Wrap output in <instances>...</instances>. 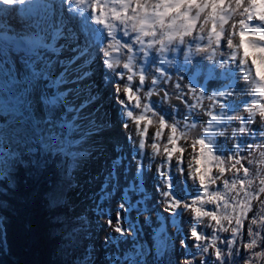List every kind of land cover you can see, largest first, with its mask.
<instances>
[{
  "label": "snow or ice",
  "instance_id": "1",
  "mask_svg": "<svg viewBox=\"0 0 264 264\" xmlns=\"http://www.w3.org/2000/svg\"><path fill=\"white\" fill-rule=\"evenodd\" d=\"M0 5L22 14L18 27L0 15V180L12 184L25 154L36 168L59 157L66 173L91 155L79 150L85 134L74 138L79 129L62 115L67 103L60 87L69 67L87 57L85 63L96 66L122 97L121 124H135L127 138L133 160L141 157L115 210L113 190L94 202L101 227L110 230L106 242L133 228L127 223L132 197L147 195L139 181L145 170H154L156 203L168 213L164 222L175 228L159 229L154 264H264V0H0ZM66 51L74 55L60 59ZM194 61L196 73L185 77L183 70ZM203 62L211 66L205 64L201 75ZM58 65L59 76L53 71ZM203 81L217 86L206 88ZM173 96L185 106L183 113ZM197 110L208 117L202 127ZM198 127L185 162L180 141ZM178 250L182 254L173 259L169 252ZM151 251L134 245L119 252L118 264H147Z\"/></svg>",
  "mask_w": 264,
  "mask_h": 264
},
{
  "label": "trees",
  "instance_id": "2",
  "mask_svg": "<svg viewBox=\"0 0 264 264\" xmlns=\"http://www.w3.org/2000/svg\"><path fill=\"white\" fill-rule=\"evenodd\" d=\"M22 159L11 185L0 180V264H74L71 251L78 248L80 231L61 196L72 185L70 171L59 157L40 168L27 163V154Z\"/></svg>",
  "mask_w": 264,
  "mask_h": 264
},
{
  "label": "rangeland",
  "instance_id": "3",
  "mask_svg": "<svg viewBox=\"0 0 264 264\" xmlns=\"http://www.w3.org/2000/svg\"><path fill=\"white\" fill-rule=\"evenodd\" d=\"M93 73L97 74L94 70ZM98 76H102L101 72H99ZM98 76L96 75L95 77L98 79ZM99 81L102 83V78H99ZM95 91H91L86 99L82 101L89 100ZM95 99H97V97L90 99L80 107H89ZM37 111H39V107L37 108ZM230 131L231 130L229 129L228 134H230ZM195 138L196 134L193 130L189 135V139L184 141V147L185 149H188L185 154H189L192 151L191 143ZM219 139L223 141L222 137ZM232 143L231 140L227 142V147L229 149L231 148ZM79 150L86 154L90 152L91 155L84 159L79 168L75 171L70 170L71 172L69 176L72 185L68 184L61 192V196H64V199L72 206L77 221L75 229L80 231L81 239L77 244L78 248L71 251L72 260L76 261L77 264H118V261L122 262L123 260V257L119 255V252L125 250L130 251L134 245L136 247L143 245L145 249L152 250L150 254L144 257V259L147 261V264L152 262L155 254V238L159 235L158 223L161 222L164 224V217L162 218L161 216H167L166 211L164 212V215H158L157 211L159 209L157 207L161 206L164 209V206L156 203V195L155 197H151L146 192L147 195L143 197L145 202L142 203L141 200L138 201L139 210H137L136 204H133V210L127 216V223H130L133 226L127 236L118 241L106 242V237L110 230L107 227H101V220L93 212L94 202L102 197L100 192L104 187L105 189L113 190V197L110 203L112 209L115 210L117 203L120 200L123 185L128 182L131 174L128 169L121 171L118 167L119 170L117 168L115 170H110L112 168L111 165H109L111 162L105 158L104 153H100L96 158L101 161V164H98L93 162L92 152L89 151L87 147L80 145ZM261 150L264 151V148ZM88 163L89 166H87ZM254 167L255 166H253V168ZM213 171H215V168ZM226 175L231 176V173H227ZM154 183L155 181L151 182L152 187ZM134 197L140 198L138 196ZM261 199H264V195L261 196ZM206 207L211 208L213 206L207 205ZM256 207H258V202H254V211ZM249 215L251 216L252 213H249ZM158 216H160L161 219H158ZM136 219L139 220L137 223ZM179 223L180 222L177 221L178 225ZM165 227L169 229L170 233L175 231V228L170 227V222L168 224L165 223ZM184 227L186 229L188 225L185 224ZM115 235L118 236L119 234ZM221 235H227V233H221ZM176 242L178 245V238ZM181 254L182 253L179 250L175 255L169 252V255H171L173 259Z\"/></svg>",
  "mask_w": 264,
  "mask_h": 264
},
{
  "label": "bare ground",
  "instance_id": "4",
  "mask_svg": "<svg viewBox=\"0 0 264 264\" xmlns=\"http://www.w3.org/2000/svg\"><path fill=\"white\" fill-rule=\"evenodd\" d=\"M0 7L9 9V6L0 5ZM7 23H10L16 27L19 26L17 18H10L9 22ZM210 23L211 22H209V27ZM235 40L236 42L239 41L238 35L236 36ZM73 55V52L66 51L63 53L60 59L64 60ZM115 55L116 54L114 53V56ZM177 59L178 63L182 65V58L178 57ZM85 60H87V57H84L78 60L75 64L71 65L68 69L67 75L63 77L64 83L61 84L60 87L66 95L67 110L63 111L62 115L64 119H68L70 122L75 124L76 128L79 129V132L74 134L76 139L80 138L81 133L85 134L86 141L82 145L87 147L88 150L92 152V160L94 163L101 164V161L96 158L100 153H104L105 158L111 162V164H109L112 167L110 170H115L117 167L120 168L121 171L125 169L129 170L131 176L128 182L126 184L124 183L123 185V189H125L136 178L138 171L137 162L141 160V157H136L135 161L133 160L135 153L132 152V145L129 143L127 138L128 133L134 132L136 126L134 123L131 124L129 128H124L122 126L121 119L119 117L120 105L117 103V100L122 97L114 92V86L112 84L105 83L104 81L101 83L99 81L101 76H98L100 70L94 65L90 67L85 63ZM205 64H208V62H203L198 66L200 68L201 75L207 71ZM208 66L210 67L211 65L208 64ZM17 67H19V65H17ZM93 70L97 72V74L93 73ZM53 71L57 76H59L61 75L63 68L62 66L58 65ZM170 71L175 73L177 70L173 68ZM196 71L197 66L195 65L194 61L193 66H188L183 70V74L185 77H190L195 74ZM96 75L98 76V79L95 77ZM203 82L205 87L209 89L215 88L217 86L214 81ZM120 86L122 87V85ZM91 91L95 92H93V96H91L90 99L95 97H97V99H95L93 103L87 108L85 106L80 107L90 100L82 101L86 99ZM236 95L237 98H239L240 93H237ZM152 99L156 100L158 97L153 96ZM172 103L179 107L181 113L185 111V106L179 100H177L175 96L172 97ZM204 103L207 104L209 102L205 101ZM195 118L201 127L208 119V117L202 114L199 110H197ZM154 131L155 125L150 126L149 144L151 143V135ZM194 131L197 137L200 133V127L194 129ZM166 135L167 132H165V136ZM180 144L184 146V140H181ZM197 149H199V145H197ZM191 154L192 151L189 154H185V162L190 159ZM157 162H159V158ZM145 163H147V160H145ZM87 166H89V163ZM154 175V170H145L143 179L141 180L142 182L139 181L145 192H147L151 197H155V191L151 185V182L155 181ZM189 185H191V181H189ZM106 189L105 187L102 189L100 192L101 196H103L104 190ZM139 200H141L142 203L145 202V199L143 198H136L134 196L132 197L133 204H137ZM157 208L159 209L157 211L158 215L165 214V211L161 206H158ZM166 215L168 216V213H166ZM161 217L163 218L165 216ZM161 217L158 216L157 218L161 219ZM137 221L139 220L136 219V223ZM158 227L159 229L161 227H165V222L164 224L159 222Z\"/></svg>",
  "mask_w": 264,
  "mask_h": 264
}]
</instances>
